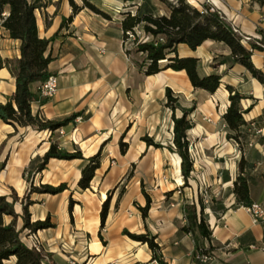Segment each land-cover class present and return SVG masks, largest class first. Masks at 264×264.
<instances>
[{"label":"crops","instance_id":"crops-1","mask_svg":"<svg viewBox=\"0 0 264 264\" xmlns=\"http://www.w3.org/2000/svg\"><path fill=\"white\" fill-rule=\"evenodd\" d=\"M88 1L110 19L83 8L82 0H73L81 8L75 15L71 0H38L42 8L36 11L42 39L59 33L49 49L54 60L48 68L50 76L57 77L58 88L53 98H42L38 94L40 83L32 84L36 95L32 113L47 121H61L75 113H79L78 118L63 128V135L16 128L0 119V165L5 164L0 171V196L10 197L15 190L23 199L31 185L67 183L69 187L56 196L31 195L35 202L29 208L32 221L50 217L56 227L24 234L25 242L50 254L47 264H158L147 244L124 235V231L141 235L149 230L169 264H264L260 249L264 225L254 222L247 208L237 204L238 144L228 139L223 119L230 106L229 86L245 97L241 108L246 111V126L241 131L246 144L254 146L261 159L249 175L256 179L249 181L250 196L253 203L264 204V86L245 67L233 63L225 44L215 41H206L196 50L182 44L178 55L198 59L201 77L220 75L216 93L196 90L185 71L168 69L146 76L136 64L140 56L126 53L123 16L117 9L129 4L123 0ZM205 1L190 3L200 9ZM134 5V11L142 6L143 10L169 15L159 0H134ZM210 5L243 35H264V0H211ZM72 16L73 21L61 28ZM0 55L4 60L21 58L20 42L10 39L1 24ZM252 61L264 73V51H254ZM168 88L179 99L177 118L194 109L190 116L194 128L187 135L197 156L191 157L194 171L188 187H184L180 158L167 148L174 147L172 112L165 106ZM15 92V79L7 68L1 69L0 102L7 103ZM145 136L163 148L148 147L142 141ZM52 142L68 152L79 149L85 159L101 155V166L89 189L78 187L85 160L53 159L42 173L27 181L26 171L44 157ZM121 143L126 145L125 152ZM130 170L133 176L125 186ZM204 188L217 199L205 209L210 241L181 232L188 224L184 206L195 202L199 210ZM144 191L151 199L145 220L139 211L146 206ZM108 196V215L102 225L101 212ZM16 210L21 213L22 206L18 204ZM210 247L212 260L200 263L198 251ZM14 262L12 259L7 264Z\"/></svg>","mask_w":264,"mask_h":264},{"label":"trees","instance_id":"trees-1","mask_svg":"<svg viewBox=\"0 0 264 264\" xmlns=\"http://www.w3.org/2000/svg\"><path fill=\"white\" fill-rule=\"evenodd\" d=\"M83 1V8L91 12L110 19V16L104 13L95 4L88 0ZM128 7L119 9L121 14V28L123 31L126 53L129 56H140L137 61L139 70L146 76L159 74L168 69L180 72L185 71L192 86L198 90H205L210 94L216 93L221 85V76L212 74L201 77L198 72V59L188 57L180 58L178 47L182 44L190 49L196 50L206 41H215L225 44L231 50V57L234 64H240L245 67L250 74L264 86V73L257 69L252 61L254 51H261V48L251 44L247 48L242 43V37L236 33L233 26L230 25L224 16L204 3L202 8H197L189 0H159L166 5L169 15H159L154 11L143 10L138 7L136 11L134 0H123ZM73 14H77L81 8L71 0ZM42 5L38 0H0V24L9 33L12 40L20 42V59L4 60L0 55V70L7 68L16 81V92L7 103L0 102V119L17 128H32L37 131L49 130L54 134L58 129L68 126L74 122L79 113L63 119L61 121H47L32 113V103L36 95L32 92L31 86L35 83H43L50 74L49 65L53 62L49 52L51 43L59 33L50 39H42L39 35L36 11L41 10ZM213 9V10H212ZM73 16L64 20L65 23H71ZM141 34V36L139 35ZM133 38V41H131ZM131 42V43H130ZM223 61L222 64H226ZM230 91V106L223 116L224 122L229 130L228 139L233 140L238 146L241 142L246 143V136L242 133V128L246 126L244 113L241 108V101L244 96L236 92L232 87H227ZM165 106L172 112L174 122L173 145L167 147L171 153H175L180 158L182 176L184 178V187H188L189 179L194 171V161L189 153L188 132L194 128V123L190 116L194 109L185 110L180 118H177L176 112L180 109L179 99L174 95L171 89L166 90ZM148 147L161 149L163 146L150 137H143ZM126 145L121 143V150L125 152ZM101 155L97 154L89 159H85L82 152L76 149L74 152H68L59 147L55 142L51 143L48 152L39 161L34 162L26 171L28 182L39 173H42L49 162L53 159L62 161L85 160L86 165L82 169V177L78 187L86 191L90 188L95 177L96 171L100 168ZM244 162V161H243ZM5 164L0 165V171ZM248 168L242 166L240 174L234 183V194L237 204L243 207H249L253 204L250 196V187ZM31 178V179H30ZM69 190L67 183L58 186L40 185L35 187L31 185L30 191L23 199H20L15 190L10 197L0 196V264H7L8 261L15 259L14 264H47L51 255L45 253L41 248L30 247L24 241V232L29 234L38 231L53 229L56 227L51 218L47 217L43 221H32V215L29 208L35 204L30 199L31 195L48 194L56 196ZM146 198V206L139 207V211L145 220L151 207L149 195L143 192ZM109 199L103 204L101 212L102 225L105 223ZM215 202V201H214ZM22 206V212L18 213L16 206ZM199 207L194 202L184 206V212L188 224L181 229L183 233L197 234L204 240L210 241L211 232L206 221L205 207L199 199ZM21 222V225H20ZM124 235L130 239L147 244L153 253V261L158 264H169L163 259L160 245L157 243V237L152 235L149 230L145 234L135 235L124 231ZM199 250V249H198ZM207 250L198 251L197 255H207L213 258Z\"/></svg>","mask_w":264,"mask_h":264},{"label":"built area","instance_id":"built-area-1","mask_svg":"<svg viewBox=\"0 0 264 264\" xmlns=\"http://www.w3.org/2000/svg\"><path fill=\"white\" fill-rule=\"evenodd\" d=\"M204 3L210 5L211 0H206ZM210 6H212V5H210ZM212 8L215 9V7H213V6H212ZM119 11L120 10L117 9V13H119ZM233 29L236 33L241 35L242 43L244 45H247L250 48L251 44H255L261 48V51H264V35H261V34H258L255 36L243 35L236 26H233ZM57 88H58L57 77L50 76L46 81H44L43 83L40 84V86L38 88V94L42 98H53L56 95ZM56 133H58L59 135H63L64 134L63 128L58 129L56 131ZM189 153H190L192 158H196L197 155H196L195 148L193 147V145L189 146ZM203 192H207L205 188H204V190L202 189L200 193L203 194ZM191 203L193 204L194 202H191ZM246 208H247L248 212L251 214V216L253 217L254 222L264 225V204L253 203L251 206L246 207ZM34 247L37 249H40L37 246H34ZM256 248L257 247H255V246L252 247V249H256ZM260 249L264 252V245ZM197 259L200 261V263H207V262L212 260V258L210 256H207V255H198Z\"/></svg>","mask_w":264,"mask_h":264},{"label":"rangeland","instance_id":"rangeland-1","mask_svg":"<svg viewBox=\"0 0 264 264\" xmlns=\"http://www.w3.org/2000/svg\"><path fill=\"white\" fill-rule=\"evenodd\" d=\"M189 1H191V0H189ZM139 35L141 36L140 33H139ZM131 41H133V38H131ZM253 149H254V146H250V145L246 144L244 141L241 142L240 145L238 146L237 168H238L239 172H240V168L242 166H244V168L250 169V170H248V173H249V175H251L253 173L252 169L255 168L256 164L259 162L258 160H261L259 158L257 152L256 151L254 152ZM132 176H133V171L130 170L124 179V182H125L124 185L125 186L128 185L129 181L132 179ZM251 180H252V182L256 181V179H252V178H251ZM125 186H123V187H125ZM206 191L207 192H203V194L200 195V200L202 201L203 206L205 208H208V206L212 202L216 201L217 199L214 198V194H212V192L209 189H206ZM121 193H123V192H121ZM73 205H74V202H73V200H71L70 201V207L73 208ZM136 205H138V204L134 203V206H136ZM20 225H21V222H20ZM24 234H29V231H25ZM29 235H31V234H29Z\"/></svg>","mask_w":264,"mask_h":264}]
</instances>
